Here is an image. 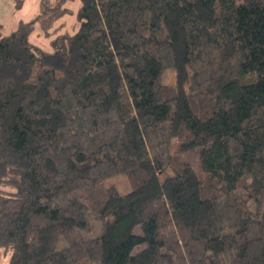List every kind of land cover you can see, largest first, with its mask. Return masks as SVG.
I'll use <instances>...</instances> for the list:
<instances>
[{
	"label": "trees",
	"instance_id": "trees-1",
	"mask_svg": "<svg viewBox=\"0 0 264 264\" xmlns=\"http://www.w3.org/2000/svg\"><path fill=\"white\" fill-rule=\"evenodd\" d=\"M77 20L50 51L0 23V264H264V0Z\"/></svg>",
	"mask_w": 264,
	"mask_h": 264
},
{
	"label": "rangeland",
	"instance_id": "rangeland-1",
	"mask_svg": "<svg viewBox=\"0 0 264 264\" xmlns=\"http://www.w3.org/2000/svg\"><path fill=\"white\" fill-rule=\"evenodd\" d=\"M51 3L52 10L57 8V12L51 11L47 15L43 14L42 0H0V23L4 24L6 31L15 29L21 21H36V30L31 35L33 43L39 45L46 51L51 49V39L60 33L74 32L78 27L77 12L81 5V0H48ZM176 75L173 71H168L164 76V83L175 85ZM184 161H187L198 171L197 153L190 151L182 155ZM171 175L169 171L167 175ZM165 176L161 175L163 181ZM107 184L115 185L123 193L129 189V182L126 175L111 176ZM240 194H243L240 192ZM251 210L255 207L251 203ZM143 246L137 248L135 253L141 250Z\"/></svg>",
	"mask_w": 264,
	"mask_h": 264
}]
</instances>
